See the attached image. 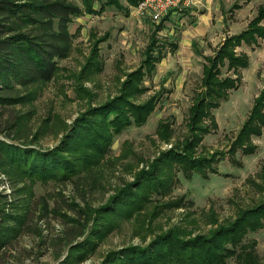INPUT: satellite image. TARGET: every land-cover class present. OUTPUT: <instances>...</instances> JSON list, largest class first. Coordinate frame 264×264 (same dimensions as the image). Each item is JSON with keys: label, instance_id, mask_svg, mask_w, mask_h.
<instances>
[{"label": "trees", "instance_id": "obj_1", "mask_svg": "<svg viewBox=\"0 0 264 264\" xmlns=\"http://www.w3.org/2000/svg\"><path fill=\"white\" fill-rule=\"evenodd\" d=\"M137 2L0 0V133L10 139L0 138V166L20 194L14 200L17 208L6 211V195L0 193V257L1 249L19 231L26 225L31 227L27 221H31L36 212L41 217L52 211L66 222L58 241L67 249L58 264H79L86 259L117 227L116 217L133 218L134 233L141 236L143 242L110 249L98 264H229V259L233 260L232 264H264L257 254L256 240L246 239L249 231L263 225L264 162L253 181L258 200L249 206L238 207L232 218L218 222L216 213L210 208L206 221L211 226L205 232L194 233L181 222L156 232L151 229L152 220L160 214L161 206L164 209L185 208L192 203L186 201L184 195L163 199L177 181L176 172L181 171L183 176L190 178L194 173L206 175L205 170L211 167L209 162L217 151L209 155L208 151L197 149L203 136L217 128L214 110L228 97L231 89L238 87L241 69L249 64L248 53L237 47L257 44L258 39L264 37V3L257 6L256 13L244 28L226 34L212 53L202 54V76L187 109L182 138L175 139L169 148L147 160L134 171L131 181L115 186L102 204L92 206L84 201L85 193L94 188L99 167L123 157L130 147L127 142L119 155H108L114 135L130 124L144 123L161 97L157 90L140 99L147 90L145 77L154 73L157 62L164 56L157 31L169 13L150 33L138 65L124 71L115 93L100 102L92 104L93 92L84 81L101 70L100 42L108 34L90 32L89 53L77 71L68 73L58 59L67 57L72 50L73 33L69 24L75 17L85 13L100 14L112 6L128 14L129 5ZM235 7H238L236 2L231 8ZM224 66L232 73L223 74ZM61 75L73 79L76 93L87 100L86 106L66 126L57 144L41 147L39 131L33 130L30 123L34 113L32 103L49 81ZM25 105L28 107L23 110ZM263 127L264 83L226 151L231 154L239 149L243 153L254 152L257 144L252 136L260 135ZM155 132L159 140L169 142L173 136L170 119H160ZM50 179L56 182L72 180L76 187L88 184V188L81 191L82 203L73 199L65 204L74 214L61 211L56 205L49 207L43 197L37 201L41 205L39 210L34 207L32 212L29 209L31 203L27 194H32V185ZM147 231L152 233L148 239ZM61 254L58 250L56 257Z\"/></svg>", "mask_w": 264, "mask_h": 264}, {"label": "rangeland", "instance_id": "obj_2", "mask_svg": "<svg viewBox=\"0 0 264 264\" xmlns=\"http://www.w3.org/2000/svg\"><path fill=\"white\" fill-rule=\"evenodd\" d=\"M235 2L238 7L232 9ZM260 3H264V0H193L170 10L163 26L157 31L164 56L157 62L154 73L145 77L147 90L140 99H145L157 90L161 97L144 123L130 124L114 135L108 155H119L122 149L125 150L127 142L130 147L123 157L99 167L100 173L96 176L94 188L85 193L84 201L92 206L102 204L115 186L131 181L134 171L145 165L147 160L169 148L175 139L182 138L186 129L187 109L202 76V54L212 53L226 34L244 28ZM205 14H209V17L206 18ZM141 17L147 16H137L130 11L125 14L112 6L100 14L75 17L69 24V30L73 33V47L67 57L58 59V63L68 73L77 71L85 61L91 45L90 32L98 35L109 32L108 38L100 42L101 70L84 81V85L93 92L92 104L115 93L119 78L124 71L138 65L150 33L163 18L152 21L149 17L143 20ZM192 41H195V46ZM237 49L248 53L249 64L241 69L242 79L238 87L231 89L228 97L214 110L217 128L203 136L197 149L208 151L209 155L217 151L209 162L214 169L207 168L206 175L194 173L190 178L183 176L181 171L176 172L177 181L163 199L184 195L186 201L191 200L192 203L185 208L164 209L161 206L160 214L151 223V229L155 232L177 222L192 229L194 233L205 232L211 226L206 221V213L210 208L216 213L218 222H223L225 218H232L238 207L249 206L258 200V190L253 181L257 179V172L264 162V127L260 135L252 136L257 144L254 152L243 153L239 149L231 154L226 150L264 83V37L259 38L257 44H243ZM222 73L232 72L224 66ZM86 102L84 97L76 93L72 78L61 75L49 81L32 103L34 113L30 123L33 130L39 131V145L50 147L57 144L66 126L85 108ZM27 107L22 106V109L26 110ZM163 118L170 119L173 127V136L169 142L159 140L155 132L158 121ZM0 138L9 139L2 133ZM87 188L88 184L76 187L72 180L37 181L32 185V194H27V200L31 203L29 209L32 212L34 207L36 211L39 210L41 205L37 201L43 197L49 207L56 205L61 211L74 214L65 204L73 199L82 203L81 191ZM0 193L6 195V211L17 208L14 200L20 194L15 191L1 166ZM116 218L117 227L79 264H98L110 249L143 242L142 237L134 233L133 218ZM27 222L31 227L27 228L26 225L1 249L0 264H58L67 249L58 241V236L66 226L63 217L52 211L38 217L36 212L33 219ZM35 226H38V232ZM145 234L147 239L152 236L149 231ZM248 238L256 240L257 254L264 260V219L260 228L246 234ZM58 250L62 254L56 257ZM228 263L232 264L233 260L229 259Z\"/></svg>", "mask_w": 264, "mask_h": 264}, {"label": "built area", "instance_id": "obj_3", "mask_svg": "<svg viewBox=\"0 0 264 264\" xmlns=\"http://www.w3.org/2000/svg\"><path fill=\"white\" fill-rule=\"evenodd\" d=\"M193 0H138L134 5H130V12L137 16H147L152 21H159L168 14L172 8L180 4H188Z\"/></svg>", "mask_w": 264, "mask_h": 264}, {"label": "crops", "instance_id": "obj_4", "mask_svg": "<svg viewBox=\"0 0 264 264\" xmlns=\"http://www.w3.org/2000/svg\"><path fill=\"white\" fill-rule=\"evenodd\" d=\"M206 7L208 8V6H206ZM209 12H210V11H209ZM85 14H92V13H85ZM81 16H83V15H81ZM205 16H206V18H208V17H209V14H205ZM77 17H78V16H77ZM79 17H80V16H79ZM144 18H148V17H141L140 19L143 20ZM140 19H139V21H142V20H140ZM150 20H151V19H150ZM203 31H204V30H203ZM104 33L109 34L108 31H107V32H104ZM198 33H200V32H198ZM107 38H108V37H107ZM107 38H106V39H107ZM223 38H224V37H223ZM106 39H105V40H106ZM105 40H103V41H105ZM192 43H193V41H192ZM161 59H162V58H161Z\"/></svg>", "mask_w": 264, "mask_h": 264}]
</instances>
